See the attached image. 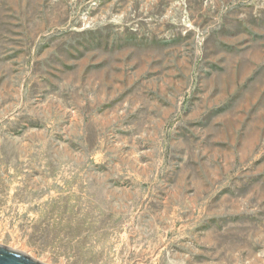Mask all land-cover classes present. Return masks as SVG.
<instances>
[{
	"label": "rangeland",
	"instance_id": "1",
	"mask_svg": "<svg viewBox=\"0 0 264 264\" xmlns=\"http://www.w3.org/2000/svg\"><path fill=\"white\" fill-rule=\"evenodd\" d=\"M0 246L264 264V0H0Z\"/></svg>",
	"mask_w": 264,
	"mask_h": 264
},
{
	"label": "water",
	"instance_id": "2",
	"mask_svg": "<svg viewBox=\"0 0 264 264\" xmlns=\"http://www.w3.org/2000/svg\"><path fill=\"white\" fill-rule=\"evenodd\" d=\"M0 264H42L28 255L0 246Z\"/></svg>",
	"mask_w": 264,
	"mask_h": 264
}]
</instances>
